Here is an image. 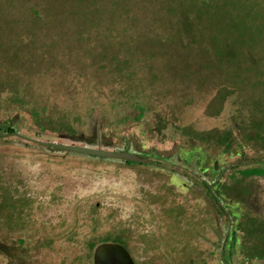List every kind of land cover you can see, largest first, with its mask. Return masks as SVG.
Returning <instances> with one entry per match:
<instances>
[{"label":"rangeland","instance_id":"obj_1","mask_svg":"<svg viewBox=\"0 0 264 264\" xmlns=\"http://www.w3.org/2000/svg\"><path fill=\"white\" fill-rule=\"evenodd\" d=\"M227 1L229 12L212 11L223 23L231 15L245 40L247 5L262 16L264 9L259 0ZM176 7L174 0H0V128L12 122L18 135L71 145L48 129L89 136L100 127L110 151L123 148L116 136L123 132L132 151L157 150L148 158L155 165H126L45 153L0 132V264H93L89 245L110 242L124 246L134 264H264V145L248 140L234 112L227 148L192 143L184 128L206 134L215 121L206 108L210 93L195 81L204 64L193 51L181 60L175 44L171 56L165 45L134 42L135 30L154 38L171 29L166 11ZM260 36L264 43V28ZM213 37L217 45L222 34ZM245 44L236 72L246 79ZM137 58L158 62L161 83L184 78L190 90L174 106L163 82L152 99ZM139 104L160 112L167 104L173 113ZM245 168L256 172L245 176Z\"/></svg>","mask_w":264,"mask_h":264},{"label":"trees","instance_id":"obj_2","mask_svg":"<svg viewBox=\"0 0 264 264\" xmlns=\"http://www.w3.org/2000/svg\"><path fill=\"white\" fill-rule=\"evenodd\" d=\"M215 1L217 0H185L184 5H182L180 1L174 0L177 5V7L174 9L179 10L176 12L174 11V9H169L168 11H166L167 17L170 18L169 22L171 29L162 34L159 33L160 35L157 34V36L155 34L154 38L151 37L150 34L135 30L136 34L134 35V42L135 44L139 45L144 44L145 41L146 44H158V46L165 45L168 47V51L166 52V54L171 53L172 46L173 44H175L176 48H178L177 51H179L181 54V60H187L185 55H189L190 53L188 54V52L193 51L195 54H198V59L200 60V62L198 63L204 64V70L201 71L202 68H200L199 71H197L198 78L195 81L200 79L197 87H202L201 91L204 93H210L209 95H207V97L211 98L208 101L206 108L208 111V115H210L211 118L215 121L206 134L192 131L189 128H184L182 130V133L184 134V136L189 138L192 143L195 144L196 142H198L202 145H210V143H212L227 148L228 145H231L232 143V134L230 132V127L228 126V120L231 121L232 117L231 115L229 116V114H231V112H234L240 116L243 123V129L248 131V140L253 144L258 143V146H262L264 145V122L260 120L258 121V119L255 117L257 116L260 118L264 115V43L260 41V33L264 28V15L262 16L260 14V11L258 10H256L255 12L250 10V4L247 5L248 7L245 9L246 11L244 10L245 14L243 17L250 24L249 29L251 30V32H246L245 40H241L239 38V28L234 27L232 22L230 23L232 16H227L229 19H227L226 21L228 22L223 23V21L218 18L220 16H217L212 11H219L224 8L225 12H229V9H225L228 6V1L220 0L222 5L220 4V2L216 3ZM237 2L238 1H232L230 3L232 4V8L234 10H237V7L239 9L241 6L239 3L237 5ZM262 2L263 0L258 1V4L260 6L258 8L259 10L264 9L263 7H261ZM172 18L175 19L173 22L171 20ZM176 31L179 32L177 33ZM216 32H218V35L222 34V38L220 40L218 39V44L228 43L226 47L221 48L220 46H218V44L216 45V38L213 37ZM184 35L186 36L185 39ZM250 40L254 43L251 42L252 44H250ZM242 41L246 43L245 45H243L246 46L243 54V62L245 63L246 67V79L241 77L240 72H236V70H239V64L242 60V56L240 57V59L238 58L242 51ZM231 46L234 47L233 54L231 52L227 53L228 48ZM184 51H187V53H185ZM224 52L227 58L228 56L231 57L230 60L228 59L229 61H225L221 57V54H223ZM172 54L173 53H171L170 55L172 56ZM136 61V72H139V69L140 71H144V77L141 79L143 86L151 92H156L151 93L150 97L152 99H154L152 96L158 95V93L160 92L159 88H161L163 82H168V84L170 83V86L166 90H164L165 87L164 85H162L163 92H165V96L163 97H173L175 99L173 104L174 106L179 101H181L182 97L179 96L180 92L183 90H190V87L187 86L185 87V89L184 86H182V83H186L187 85L190 84L189 80L187 81L184 78L179 79L178 82H174L173 80L172 84V78L174 77H171L169 80L163 79L164 81L161 83L160 74L164 69L161 70V67H158V62H147L145 60L142 61L140 60V58H137ZM141 61L143 63H141ZM139 63L142 64L140 65V67H138ZM164 68L166 69L167 67L164 66ZM232 100L238 102V106L234 105L230 108L229 104H232ZM229 101H231V103H229ZM167 104L170 105V100H168ZM167 104H164L165 107H163V105H160L161 112L159 110H156V107L148 108L147 106H143L141 104H139V106L145 108L144 110L148 111L155 109L154 111H156L155 113L157 114H159L158 112L165 113L168 111H171L172 114L173 111L172 109L167 108ZM184 104H186L185 101ZM28 113L31 116L32 120L37 123L38 119L35 115L36 112L33 110H29ZM227 113L228 115L225 116ZM135 117V120L138 123L143 119L144 113H140ZM157 117V121L163 122L162 119L164 118L162 114L160 116L157 115ZM1 126V136H14L20 144H24L30 147L35 146L45 153H61V155L73 154L57 152L52 149L42 147L33 142L18 138L14 135L17 134V129L12 127V122L4 123ZM39 129L42 131H46L48 128L46 129L45 126L39 125ZM48 130L52 134H57L56 136L58 137V139L71 142V145L89 148L98 147L102 150H113L114 144L111 142V140H109L107 135H104L100 127L94 128L93 133H91V135L89 136H85L84 134H75L73 132L74 130L69 127L62 130L53 128ZM127 133L123 132V135L116 134L118 141H123L124 146L122 149H116L115 151L130 152L139 155V157L147 159H151L149 154H157L156 148H151L149 152L144 151L143 154H141L140 152L137 153L136 151H132L130 149L132 138H130V134ZM124 163L126 165H144L125 161ZM249 170L251 169H244L245 176H252L254 175L253 173L256 172L254 169H252V173H250L248 172ZM263 173L264 170H258V175H261ZM203 183L205 184V182ZM97 245L98 243H91L89 245L90 251L93 250Z\"/></svg>","mask_w":264,"mask_h":264},{"label":"water","instance_id":"obj_3","mask_svg":"<svg viewBox=\"0 0 264 264\" xmlns=\"http://www.w3.org/2000/svg\"><path fill=\"white\" fill-rule=\"evenodd\" d=\"M18 138L26 141L33 142L42 147L52 149L57 152L75 153L88 157L100 158V159H113L138 164H151L152 161L147 158L139 157L136 154L126 151H110L96 148L66 145L52 142H43L33 140L18 134H14ZM7 136V135H6ZM93 264H134L129 252L124 246L118 243H101L93 249L92 255Z\"/></svg>","mask_w":264,"mask_h":264},{"label":"flooded vegetation","instance_id":"obj_4","mask_svg":"<svg viewBox=\"0 0 264 264\" xmlns=\"http://www.w3.org/2000/svg\"><path fill=\"white\" fill-rule=\"evenodd\" d=\"M151 164H152V165H153V164L155 165V163H153V162H152ZM148 165H149V164H148ZM0 247H1V246H0Z\"/></svg>","mask_w":264,"mask_h":264}]
</instances>
